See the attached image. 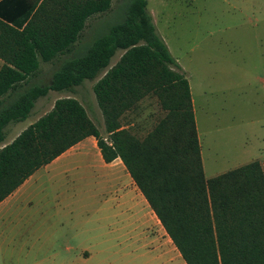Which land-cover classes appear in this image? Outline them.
Masks as SVG:
<instances>
[{
    "label": "trees",
    "instance_id": "obj_1",
    "mask_svg": "<svg viewBox=\"0 0 264 264\" xmlns=\"http://www.w3.org/2000/svg\"><path fill=\"white\" fill-rule=\"evenodd\" d=\"M110 2L75 0L56 25L30 30L28 23L16 32L13 65L0 68V141L4 127L27 119L39 97L93 79L117 50L123 53L93 85L110 141L100 137L77 99H56L51 110L0 148V201L37 168L91 135L105 162L120 158L186 264H264L261 163L205 178L189 83L157 32L146 0L127 1L122 18L102 19L90 40L81 38L86 19ZM58 54L60 64L49 82L30 80L37 55L47 61ZM148 93L168 114L139 139L121 128L118 118Z\"/></svg>",
    "mask_w": 264,
    "mask_h": 264
},
{
    "label": "crops",
    "instance_id": "obj_2",
    "mask_svg": "<svg viewBox=\"0 0 264 264\" xmlns=\"http://www.w3.org/2000/svg\"><path fill=\"white\" fill-rule=\"evenodd\" d=\"M73 1L75 0H0V68L3 65H13L10 59L19 48L15 44L19 39L16 32H23L28 23L30 30L50 25L51 22L56 25L57 19L65 18L68 14ZM127 1L129 0H120L113 6L115 0H111L107 10L89 16L82 35L88 26L87 21L93 16L111 21L122 18L123 5ZM148 2L146 0L149 11ZM156 7L155 11H149L154 24ZM99 22L97 27L100 26ZM30 30L29 33H32ZM59 56L62 54L44 61L37 55L38 69L30 80L42 83L48 73L43 71L45 73L41 74L42 67L56 63V68L49 72L50 79L47 80L50 81L60 64ZM49 92L55 91L49 90L45 97ZM191 101L204 172L194 109L195 98L192 96ZM30 116L23 121L9 122L4 127L0 148L14 140L26 128L23 124ZM11 131L12 135L15 133L13 138ZM260 151L263 152L264 149L261 148ZM254 160L260 162L257 157L248 162ZM231 169L233 168L216 172L212 177ZM86 182L90 184L87 197L88 190L83 186ZM90 198L92 204L88 201ZM90 205H94L91 210L95 213L108 210L111 217L96 221L78 218L83 212H88ZM90 222H94L92 224L99 233H84L90 231L84 229V226L91 225ZM75 225L82 227L76 235L74 231L79 228L75 229ZM141 258L145 259L142 264H186L120 158L105 162L94 136H86L49 163L37 168L0 201V264H139L138 259Z\"/></svg>",
    "mask_w": 264,
    "mask_h": 264
},
{
    "label": "rangeland",
    "instance_id": "obj_3",
    "mask_svg": "<svg viewBox=\"0 0 264 264\" xmlns=\"http://www.w3.org/2000/svg\"><path fill=\"white\" fill-rule=\"evenodd\" d=\"M119 2L115 0L113 6ZM148 6L150 12L157 6L154 13L157 32L181 66L191 96L195 98L205 177L210 178L216 172L255 157L260 159L264 169V151H260L264 149V0H149ZM101 20L93 16L87 21L81 37L84 41L91 39ZM122 53L117 51L109 66L93 79H86L67 91L49 92L38 99L34 112L23 126L27 127L29 121L51 110L56 99L69 96L83 105L100 137L110 141L106 117L93 85ZM54 68L56 63L42 67L41 74L48 71L43 83L49 82V72ZM167 114L159 98L148 93L126 109L118 120L123 128L141 139ZM13 137L15 133L12 135L11 131ZM83 186L88 190L87 197L90 184L86 182ZM88 201L92 204L91 198ZM93 206L78 218L96 221L111 217L108 210L95 213L91 210ZM90 223L84 226L90 231L84 233H99L94 222ZM81 229L75 230V235ZM144 260L138 259L139 264Z\"/></svg>",
    "mask_w": 264,
    "mask_h": 264
}]
</instances>
